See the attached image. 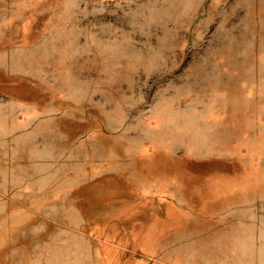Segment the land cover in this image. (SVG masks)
Instances as JSON below:
<instances>
[{
	"label": "rangeland",
	"instance_id": "obj_1",
	"mask_svg": "<svg viewBox=\"0 0 264 264\" xmlns=\"http://www.w3.org/2000/svg\"><path fill=\"white\" fill-rule=\"evenodd\" d=\"M0 264H264V0H0Z\"/></svg>",
	"mask_w": 264,
	"mask_h": 264
}]
</instances>
